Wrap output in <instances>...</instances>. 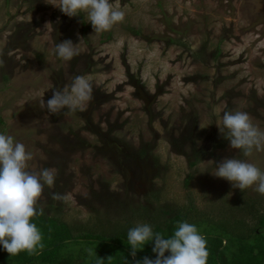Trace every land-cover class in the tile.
<instances>
[{"label":"rangeland","instance_id":"obj_1","mask_svg":"<svg viewBox=\"0 0 264 264\" xmlns=\"http://www.w3.org/2000/svg\"><path fill=\"white\" fill-rule=\"evenodd\" d=\"M110 2L125 19L96 33L59 0H0V133L32 153L28 171L57 170L37 208L92 229L130 214L141 223L130 213L140 205L216 218L229 199L263 212L255 184L242 191L214 173L225 158L264 171V148L244 157L219 129L224 112L244 111L264 131V0ZM65 40L79 50L70 61L55 53ZM76 75L93 85L83 111L41 106Z\"/></svg>","mask_w":264,"mask_h":264},{"label":"clouds","instance_id":"obj_2","mask_svg":"<svg viewBox=\"0 0 264 264\" xmlns=\"http://www.w3.org/2000/svg\"><path fill=\"white\" fill-rule=\"evenodd\" d=\"M53 5L69 17L85 14L96 33L111 30L114 25L123 22L126 15L118 3L114 5L110 0H59ZM55 53L59 58L70 61L79 54V50L71 40H65L56 45ZM92 99L91 78L76 75L70 87L53 90L46 103L41 101V106H46L51 114H59L64 109L83 111ZM222 124L220 132L230 142L231 149L241 150L244 157H250L254 149L264 148V131L252 123L247 112L226 111ZM32 159V153L26 151L24 144L14 142L11 135L0 133V245L11 256L43 248L42 234L31 221L37 215H44L43 207L37 209L38 201L45 186L53 187L57 170L44 168L38 173L30 172L27 170L28 162ZM214 175L232 182L234 188L242 191L255 184V191L264 195V171L247 160L225 158L216 166ZM51 199L64 201L66 195L52 192ZM152 240L155 242L152 251L157 254L156 259L144 257L142 264H207V239L194 224L179 222L171 238L154 232L148 223H137L127 232L133 257L138 249ZM166 252L170 255L165 256ZM137 264L141 262L137 261Z\"/></svg>","mask_w":264,"mask_h":264},{"label":"trees","instance_id":"obj_3","mask_svg":"<svg viewBox=\"0 0 264 264\" xmlns=\"http://www.w3.org/2000/svg\"><path fill=\"white\" fill-rule=\"evenodd\" d=\"M228 200H222L216 218H209L194 205L177 209L157 208V212L150 216L140 205L130 213H138L144 220L141 223L150 224L153 231L161 233L164 238L174 235L179 222L194 224L207 239V264H264V211L257 202L240 206L231 205ZM133 219L130 214L113 225L110 221L92 229L73 226L44 210V215H37L31 221L42 234L43 248L11 256L0 245V264H137V261L142 264L144 257L156 259L157 254L152 251L154 240L138 249L135 257L131 255L127 232L136 226ZM168 255L170 253L166 252L165 256Z\"/></svg>","mask_w":264,"mask_h":264}]
</instances>
